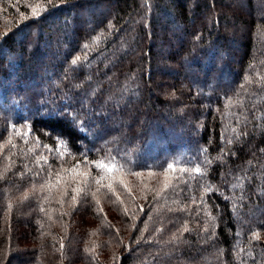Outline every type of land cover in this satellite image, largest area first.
<instances>
[{"label": "trees", "instance_id": "1", "mask_svg": "<svg viewBox=\"0 0 264 264\" xmlns=\"http://www.w3.org/2000/svg\"><path fill=\"white\" fill-rule=\"evenodd\" d=\"M13 262L264 264V0H0Z\"/></svg>", "mask_w": 264, "mask_h": 264}, {"label": "rangeland", "instance_id": "2", "mask_svg": "<svg viewBox=\"0 0 264 264\" xmlns=\"http://www.w3.org/2000/svg\"><path fill=\"white\" fill-rule=\"evenodd\" d=\"M105 8H107V7H105ZM12 264H14V262Z\"/></svg>", "mask_w": 264, "mask_h": 264}, {"label": "snow or ice", "instance_id": "3", "mask_svg": "<svg viewBox=\"0 0 264 264\" xmlns=\"http://www.w3.org/2000/svg\"><path fill=\"white\" fill-rule=\"evenodd\" d=\"M109 170H111V169H109Z\"/></svg>", "mask_w": 264, "mask_h": 264}]
</instances>
